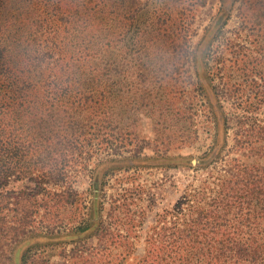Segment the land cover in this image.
Returning <instances> with one entry per match:
<instances>
[{
	"label": "trees",
	"instance_id": "trees-1",
	"mask_svg": "<svg viewBox=\"0 0 264 264\" xmlns=\"http://www.w3.org/2000/svg\"><path fill=\"white\" fill-rule=\"evenodd\" d=\"M203 3L0 0V264H34L33 249L26 245L63 237L80 243L65 264H103L85 252L83 240L92 227L85 221L84 203L79 206L68 188L48 187L64 181L75 167L71 161L96 139L107 145L118 131L137 138L143 118L154 121L158 139L172 124L179 148L197 139V130L187 134L191 127L185 125L186 119L194 125L197 105L184 106L180 73H195L203 85L202 57L190 47L193 14ZM241 4L242 28L256 33L258 52L228 48L216 56L236 114L227 118L222 104L209 106L219 128L209 161L232 139L231 150L179 203L173 220L162 226L157 220L143 255L134 257L136 248H128L126 264H264V120L259 118L264 111V0ZM230 10H221L210 33ZM209 89L216 101L219 93ZM160 153L148 160L163 165L168 152ZM175 159L190 163L182 155ZM12 180L34 182L35 190L9 189ZM48 198L54 201L51 209H70L73 222L83 215L73 235L53 237L51 229L42 236L33 230L41 210L51 211L41 203ZM126 231L131 238L133 227ZM102 233L107 236V228ZM39 254L36 264H48L57 255ZM59 255L68 257L66 249Z\"/></svg>",
	"mask_w": 264,
	"mask_h": 264
},
{
	"label": "rangeland",
	"instance_id": "rangeland-1",
	"mask_svg": "<svg viewBox=\"0 0 264 264\" xmlns=\"http://www.w3.org/2000/svg\"><path fill=\"white\" fill-rule=\"evenodd\" d=\"M231 1H234L233 5ZM241 5V0H205L202 5L196 6L193 14L190 47L193 53L198 52L202 57L203 85L197 83L198 78L195 73L191 72L190 76L188 74L185 77L184 70H182L180 77L185 88L182 98L184 106L197 105L196 111L194 110L195 115H193L194 125L191 126L188 119L185 121V125L188 128L189 125L191 127L187 134L196 129L197 139L194 137L190 144L179 148V140L176 137L179 133L172 124L169 123L167 129L163 128L162 139H158V130L155 128L154 121L143 118L136 131L137 138L135 136L129 138L126 133L118 131L110 136L111 140L107 145L96 139L91 147L87 146L82 151L80 159L71 161L75 167L68 170L65 180L48 187L56 191L68 188L76 194L73 199L79 202V206L84 203L85 221L92 227L91 236L83 240L88 249L85 252L100 257L103 264H107V261L111 264H120L121 261L126 264V260H131L126 257L130 247L136 248L134 257L143 255L147 240L155 235L153 226L158 224L157 220L162 221L161 226L173 220L180 210L179 203L184 202L188 195L192 194L194 189L209 177L210 171L208 170L216 164L219 166L221 157L231 150L232 139L224 151L209 161L215 152L213 147L216 146V135L219 132L209 106L222 104V110L227 114V118H232L236 114L234 102L232 99L229 100L225 91L226 71H220L222 65H217L214 61L216 56L219 57L224 51L227 52L228 48L232 52L240 49H244L245 53L256 54L258 52L253 43L256 33L251 35L248 30L242 28ZM220 8L223 11L228 8L231 10L229 14L223 15L221 25L213 34L208 31V28L216 22L219 16H222ZM262 34L264 35V32L260 33ZM229 44L234 47H227ZM209 88L219 93L216 101L209 92ZM259 118L264 120V111ZM230 122L233 124L232 120ZM233 130L232 128L226 132L228 138L233 134ZM156 151H160L163 155L168 152L163 165H156L148 160L149 157L156 156ZM178 155L190 158V163L179 164L175 159ZM24 188L35 190V183L28 180H12L9 186V189L15 191ZM39 198L41 199L42 196L40 195ZM41 201L42 204H47L49 210L54 204L50 198ZM126 204H129L128 210ZM71 212L70 209L58 211L51 209L48 212L43 208L35 218L33 230L41 233L42 236H49L47 234L51 229H54V234H50L53 237L73 235L71 233L83 220V215L78 217L77 222H73L71 217L74 218V215ZM130 227H133L131 238L126 237V228ZM105 228L108 230L107 236L102 233V229ZM46 239L43 238L41 243L34 241L33 244L26 246L33 249L36 261L39 260V253L43 254L44 250L54 251L57 255L53 256L48 264L67 263L75 247L80 245L79 243L76 246V242H71L70 238L65 237L50 241ZM26 246L18 249L16 262L21 259ZM53 247L56 249L52 250ZM81 248L84 247H80L79 252L82 251ZM64 249H66V255H69L67 258L59 255ZM38 250L39 252L36 253ZM36 261L33 258L31 260L34 264Z\"/></svg>",
	"mask_w": 264,
	"mask_h": 264
}]
</instances>
